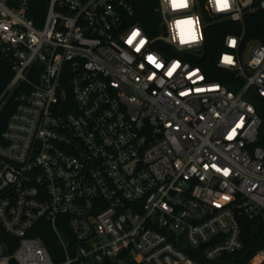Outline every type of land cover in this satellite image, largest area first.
I'll use <instances>...</instances> for the list:
<instances>
[{"label": "built area", "instance_id": "1", "mask_svg": "<svg viewBox=\"0 0 264 264\" xmlns=\"http://www.w3.org/2000/svg\"><path fill=\"white\" fill-rule=\"evenodd\" d=\"M28 9L0 0L13 73L0 109L14 101L0 232L16 244L0 239V264H223L241 251V219L264 223V43L243 25L264 0H47L39 23ZM228 21L239 27L208 57L206 30ZM252 254L264 264V245Z\"/></svg>", "mask_w": 264, "mask_h": 264}, {"label": "trees", "instance_id": "2", "mask_svg": "<svg viewBox=\"0 0 264 264\" xmlns=\"http://www.w3.org/2000/svg\"><path fill=\"white\" fill-rule=\"evenodd\" d=\"M47 0H29L28 16L34 20V22L39 23L40 17L44 13L46 8ZM154 7L152 3L144 2L140 4V11L144 12L143 25L147 29L148 33L153 35L156 31L150 30L146 21H151L156 23L159 19L153 11ZM244 33L246 39L255 40L260 43H264V11H255L252 13L245 14V19L243 22ZM239 27L237 24L231 22H221L211 25L205 34V51H207L208 57H217L222 49V41L224 36L228 32L235 31ZM152 29V28H151ZM12 72L10 68V62L7 57H0V94L3 92L5 85L8 83L12 77ZM213 78L222 81L218 73H215ZM14 109L13 98L9 100L0 109V134L5 127V123L8 119L9 114ZM241 237H243L244 247L241 251L235 253L234 255L227 258L223 264H248L249 259L252 257V253L258 248L264 245V223L258 222L256 220H248L246 218L241 219ZM0 239L5 241L10 247L9 251L13 252L15 247V242H11L9 237L5 233L0 232ZM49 245V244H48ZM199 264H207L202 256L192 254ZM13 264H16L13 262Z\"/></svg>", "mask_w": 264, "mask_h": 264}, {"label": "snow or ice", "instance_id": "3", "mask_svg": "<svg viewBox=\"0 0 264 264\" xmlns=\"http://www.w3.org/2000/svg\"><path fill=\"white\" fill-rule=\"evenodd\" d=\"M218 2H219V0H218ZM224 6L226 7L227 5L225 4ZM138 35H139V32H138V31L133 32V33H132V37L128 40V43L131 44L132 41H133V39H134L136 36H138ZM143 43H144V41L141 40V41H140V44L142 45ZM136 50L139 51V50H140L139 47H137ZM148 60H149L150 62H154V57L149 56V57H148ZM224 60H225V62L231 63V57H227V56H226V57H224ZM156 67H161V65L156 64ZM176 67H177V65H173V66H172V70H174ZM172 70H169V73H168L169 75H171V71H172ZM225 174H227V173H225ZM225 199H227V197H226Z\"/></svg>", "mask_w": 264, "mask_h": 264}]
</instances>
